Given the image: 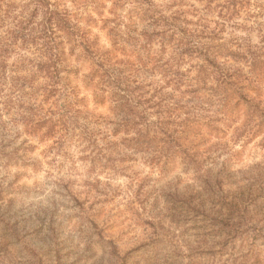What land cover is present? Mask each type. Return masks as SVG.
<instances>
[{
  "label": "trees",
  "instance_id": "obj_1",
  "mask_svg": "<svg viewBox=\"0 0 264 264\" xmlns=\"http://www.w3.org/2000/svg\"><path fill=\"white\" fill-rule=\"evenodd\" d=\"M263 81L264 0H0V163L36 171L42 143L53 165L113 161L129 188L134 162L209 173L199 147L240 106L263 125Z\"/></svg>",
  "mask_w": 264,
  "mask_h": 264
},
{
  "label": "rangeland",
  "instance_id": "obj_2",
  "mask_svg": "<svg viewBox=\"0 0 264 264\" xmlns=\"http://www.w3.org/2000/svg\"><path fill=\"white\" fill-rule=\"evenodd\" d=\"M255 121L240 106L200 145L209 173L179 159L163 173L134 162L131 188L113 161L73 154L53 165L42 143L28 155L41 161L36 171L0 163V264H264V123Z\"/></svg>",
  "mask_w": 264,
  "mask_h": 264
}]
</instances>
